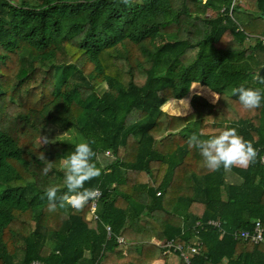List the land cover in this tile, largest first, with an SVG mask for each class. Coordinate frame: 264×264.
Returning a JSON list of instances; mask_svg holds the SVG:
<instances>
[{"label": "trees", "instance_id": "trees-1", "mask_svg": "<svg viewBox=\"0 0 264 264\" xmlns=\"http://www.w3.org/2000/svg\"><path fill=\"white\" fill-rule=\"evenodd\" d=\"M231 2L0 0V264H185L153 237L200 240L189 264H264V243L231 235L264 227V101L246 110L231 92L264 88L253 79L264 75V0ZM187 98L185 115L164 109ZM225 126L253 142L256 163L211 171L188 147ZM81 141H94L101 169L84 185L102 193L97 220L89 202L49 211L44 193L66 191L61 165ZM209 219L225 233L194 231Z\"/></svg>", "mask_w": 264, "mask_h": 264}, {"label": "clouds", "instance_id": "clouds-1", "mask_svg": "<svg viewBox=\"0 0 264 264\" xmlns=\"http://www.w3.org/2000/svg\"><path fill=\"white\" fill-rule=\"evenodd\" d=\"M123 2L128 3L129 0H123ZM253 79L259 85H264V75L257 73ZM197 87H199V83L191 89ZM231 92L233 95L238 96L240 104L246 110L259 108L262 106V101H264V88L261 87H248L241 84L233 87ZM196 94L199 95V93ZM211 96L213 97V103L220 99V96L212 91ZM177 104L184 109L189 108L187 100L181 99L178 101L175 99L172 101L174 107ZM175 114L180 116L186 113H182L177 108ZM51 142L53 141H50L47 136H40V145ZM92 143L94 141H81L75 144L74 151L63 160L61 167L64 172V188H66V191H63L58 197L57 194L61 192L58 186H49L44 189L49 211H56L57 205L62 209L70 207L80 211L89 201L96 200L102 195L98 188L84 187L87 181L101 175V169L93 161L95 153L91 147ZM187 144L189 148L198 150L204 159L205 166L211 171L219 170L221 167L225 170H229L233 166L247 168L249 165L256 163L259 155L257 149L253 146V142L239 135L235 127L225 126L224 130L207 139H202L194 133L188 137ZM38 158L46 160L43 153ZM51 168L52 163H46L42 173L47 175Z\"/></svg>", "mask_w": 264, "mask_h": 264}, {"label": "built area", "instance_id": "built-area-1", "mask_svg": "<svg viewBox=\"0 0 264 264\" xmlns=\"http://www.w3.org/2000/svg\"><path fill=\"white\" fill-rule=\"evenodd\" d=\"M234 1L235 0H232L229 6V11H231L234 5ZM223 9L224 7L221 9V11ZM258 38L261 42V45L264 47V33L260 34ZM260 161L264 165V153L261 155ZM157 194H159V192ZM98 199L89 201L90 205H89L88 216L90 219H93V220L99 219L98 215L95 213ZM205 225L218 229L221 234L225 233L224 229L222 228V222L218 219H209L205 223H202L201 221H196L194 224V231L197 232L200 228H203V226ZM105 228L107 231V238H110L111 228L109 225H106ZM231 235L234 239L249 241L254 244L264 243V227L259 219H256L253 221L252 227L250 229H235L232 231ZM123 241L124 239L122 237H117V242L121 243ZM157 244L163 249L164 254L177 253L178 256L183 260L185 264H189L190 254L199 252L201 241L197 239L193 242L184 244L182 242L177 241L175 238H171V239L159 242ZM28 264H45V263L40 260H32Z\"/></svg>", "mask_w": 264, "mask_h": 264}, {"label": "crops", "instance_id": "crops-1", "mask_svg": "<svg viewBox=\"0 0 264 264\" xmlns=\"http://www.w3.org/2000/svg\"><path fill=\"white\" fill-rule=\"evenodd\" d=\"M241 5H243V4H241ZM197 83H194L193 85H192V87L194 86V85H196ZM199 89H201L200 91L202 92V93H204V94H201V93H199V92H196V93H199V94H201L202 96H204V95H208V97L209 98H207L206 96H204L208 101H210V102H212V99H213V97L211 96V91L208 89V88H206V87H203V86H200L199 85V87H198ZM191 93H193V92H191ZM213 103V102H212ZM187 110H189V108L187 109ZM87 218H89V216L87 215ZM153 239V241H154V243H159V242H162V241H156V239L153 237L152 238ZM158 245V244H157ZM171 261L173 262V264H177V262H178V259H177V256H173L172 257V259H171ZM164 263V261L162 260V259H156V260H154V261H152L150 264H163Z\"/></svg>", "mask_w": 264, "mask_h": 264}, {"label": "rangeland", "instance_id": "rangeland-1", "mask_svg": "<svg viewBox=\"0 0 264 264\" xmlns=\"http://www.w3.org/2000/svg\"><path fill=\"white\" fill-rule=\"evenodd\" d=\"M192 88V87H191ZM201 89H199L198 87L197 88H195V89H191V92H199V93H201V94H204V93H202L201 91H200ZM204 96H206L207 98H209L208 97V95H204ZM184 100H187L188 101V98L187 99H184ZM172 101L173 100H170L165 106H164V109L165 110H167L169 113H171V114H175L176 113V111H177V108L178 109H180V111L182 112V113H186L187 114V112H188V110L187 109H184V108H182L179 104H177L176 105V107H174L173 105H172ZM179 101V100H178ZM176 115V114H175ZM183 115H185V114H183Z\"/></svg>", "mask_w": 264, "mask_h": 264}, {"label": "water", "instance_id": "water-1", "mask_svg": "<svg viewBox=\"0 0 264 264\" xmlns=\"http://www.w3.org/2000/svg\"><path fill=\"white\" fill-rule=\"evenodd\" d=\"M263 71H264V67L261 68L260 73H262Z\"/></svg>", "mask_w": 264, "mask_h": 264}]
</instances>
